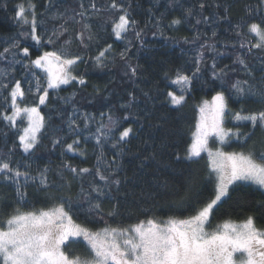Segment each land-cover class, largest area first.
<instances>
[{
	"label": "snow or ice",
	"instance_id": "1",
	"mask_svg": "<svg viewBox=\"0 0 264 264\" xmlns=\"http://www.w3.org/2000/svg\"><path fill=\"white\" fill-rule=\"evenodd\" d=\"M156 2L158 4L159 0ZM0 7L7 8V4ZM44 7H53L52 0H47ZM231 7L225 0H193L190 6H185L182 0H168L165 12L157 14L154 7L147 9L156 29L153 35H165L162 25L166 19L168 28L178 29L187 23L193 30L191 37L182 38L185 44L195 48L192 67L165 71L163 80H157L154 85L157 94L162 97L161 103L169 111L178 110L186 104L188 95L193 91L194 81L202 76L207 64L206 53L224 55L216 47L220 42L217 39L218 25L230 20ZM79 8L81 11L71 17L74 23L81 24L73 39L66 38L68 20L63 13L50 17L56 23L49 30L44 26L46 21L40 19L44 14L37 11L33 0H29L27 5L18 4L13 18L19 31L14 36H8L3 42L5 46L0 50V61L6 65L0 75L5 80L15 73L17 64L26 70L24 79L0 83V89L6 93L3 101L7 105L0 112V120L5 121L9 128H16L18 133V145L9 149L5 156H0V180L15 186L19 198L17 205L20 201L27 203L26 188L30 185L42 191L49 201L43 207H32L30 210L5 205L0 216V264H264V229L256 226L255 216L249 215L239 223L225 220L215 228L211 227L215 211L231 198L237 186L255 185L264 197V57L261 58V74L257 77L246 56L237 55L233 64L239 65L247 78L235 80L227 88L224 84L229 79V73L236 69L229 65L220 67L216 59L212 60L211 80L213 83L220 81L221 90L215 91L210 100L203 99L196 105L195 131L183 153L175 144L164 139L159 142L153 140L150 144L147 140L143 141L149 147L147 151L139 153L138 169L151 167L153 162L163 165L166 155L171 158V164L176 161L195 163L198 158H202V153L206 154L207 194L198 187V176L191 172L187 177L178 176L172 184L158 179V188L164 189L163 194L157 191L156 196L147 199H151L155 206L158 196L170 214L160 217L151 208H144L143 218H140L138 209H125L129 222L113 226L104 219L105 216L122 221L125 214L121 212L119 196L127 177L120 175L122 165L117 158L125 154L131 138L139 134V128L144 127L140 123L142 117L139 112L133 113L131 110L136 107L138 99L136 82L143 76L145 69L139 63H132L131 53L136 43L144 46L143 34L149 24L140 27V22L129 11L130 4L110 0L108 10L117 15L104 21L103 30L108 32L110 25V35L114 40L126 42L123 50L116 51L112 43L100 47L99 31H93L90 22H83L86 18L91 21L92 13H96V18H99L105 9L98 8L95 0H91L87 7L81 2ZM175 8L180 9V14L168 19L166 13ZM208 8L214 9V12L205 15ZM244 8L249 17L260 15L261 21L252 20L247 25L237 23L231 27V32L241 38L238 47L246 49L247 54H252L253 50L264 52V0H256L254 5L245 4ZM201 25L212 28L210 36L200 31ZM244 27L247 28V34L243 31ZM129 33L135 37V41L129 39ZM246 35L251 39H243ZM171 39L175 40L174 37ZM27 40L34 43L26 46L24 41ZM74 43L84 51L73 52ZM223 43L226 48L237 47L236 42ZM93 44L97 45L98 51L95 55H88ZM33 49L37 54L34 55ZM88 63L101 70L117 69L103 88L94 85L89 94L88 103L99 99L105 102L103 107L107 109L99 111V120L93 133L99 149L96 165L93 168L78 167L65 160L56 171L59 181L51 178L52 169L48 165L38 169L35 175L28 170L30 165H25L22 171L19 163L13 162L12 152L18 146L23 153L31 155L42 147L52 116L42 113L41 106L49 105L50 90L56 94L57 100L63 101L65 105H73L66 117L63 110L53 108L58 118L66 124L67 134L64 137L53 136L52 147L60 146L62 156L66 153L86 156V149L80 146L82 141L79 132L81 125L89 129L97 121V115L80 112L76 106V92L66 97L58 93L63 90V86L79 85L86 88L87 74L78 72L77 68ZM29 75L31 79H27ZM117 75L120 81L136 87L125 89L126 98L118 97L117 104H113L110 97L117 94L110 88L117 83ZM164 81L166 83L161 90L160 84ZM140 91L146 99H152L149 91ZM229 91L244 98L239 110L230 107L231 96L226 94ZM29 95L35 96L36 102L32 105L23 104ZM249 103L259 107L249 108L246 106ZM117 111L123 115L117 116ZM130 115L135 116L139 128L131 124L125 126L124 122L129 120ZM18 121H23L25 126L18 128ZM162 126V123L153 124L157 128ZM212 138L215 147L210 144ZM106 143L115 150L111 160L104 153L103 145ZM65 170L71 173L73 179L80 181L86 176L93 177L87 189L81 183L78 199L68 194L72 179L65 176ZM124 196L127 198V192ZM105 201H112L107 210ZM85 204L86 213L92 218L89 222H103V228L94 229L74 218V208H83ZM9 207L10 211L7 210ZM257 209L264 210V199L257 204ZM72 244H82L84 252H74Z\"/></svg>",
	"mask_w": 264,
	"mask_h": 264
},
{
	"label": "trees",
	"instance_id": "2",
	"mask_svg": "<svg viewBox=\"0 0 264 264\" xmlns=\"http://www.w3.org/2000/svg\"><path fill=\"white\" fill-rule=\"evenodd\" d=\"M29 0H0V5L7 4V8L0 7V50L4 45V40L8 36H14L19 31V26L16 20L13 18L15 15L16 6L18 4L24 3L27 5ZM37 5V11L43 13V17L40 19L46 21L45 27L49 30L53 27L55 21L51 20L50 17L63 13L64 18L68 20L67 27L69 29L66 38L75 37L78 30L81 28V24L74 23L71 17L75 15L76 12L81 11L79 4L83 2L87 7L91 0H52L53 7L45 8L44 5L47 0H33ZM120 2L126 5L130 4L131 8L129 11L133 14L134 18L140 22V27H144L145 23L149 24L148 29L145 30L143 34V39L145 44L143 47L136 43V46L132 49L131 57L132 63H139L145 69L143 76L137 80L138 88H136L138 99L135 102L136 107L131 111L133 113L139 112L142 117L140 123L144 124L143 128H139V123H137L134 115L129 116V120L125 121V126L131 124L134 128H139V134L131 138V143L128 148L125 149V154L117 158L118 162L122 165L120 169V175L126 176L122 190L119 196L121 203V212L125 213L122 221L120 219H113L105 216V220L116 226L117 223H128L127 213L125 209H138L137 215L143 218V209L151 208L153 212L160 216L166 217L170 214L163 200L156 197L155 206H153V201L147 199L149 196H156V192L159 191L161 195L164 192L162 187L158 188L157 180L160 182L167 180L169 184L176 181V178L180 175L187 177L189 173H194L198 176L200 183L198 187L201 191L206 192V174H207V157L202 154V158H198L197 162L192 163L188 161H176L174 163H169L170 157L167 155L164 157V164H157L153 162L151 167L145 169H138L137 165L139 163V153L141 151H147L149 145L144 144L143 141L155 140L159 142L164 139L168 143H173L178 147V150L183 153L187 144L190 143L192 132L197 119L196 105H198L201 100L209 99L215 94V91L221 90V82L211 80V63L213 59H216L220 67L229 65L235 68L234 72L229 73V79L224 84L227 88L235 80H243L246 77L244 70L237 64H233L237 55H245L250 68L254 71L257 77L260 76V65L261 58L264 57V52H259L258 50H253L252 54H247L246 49H240L238 47V42L241 38L236 37L231 32V27L237 23L242 25H247L252 20L256 22L261 21V16L256 14L249 17L246 14L244 5L245 4H255L256 0H225V2L230 3L231 13L229 21H222L218 25V37L220 41L216 44V47L220 52L224 53L221 56H215L214 53L207 52L205 59L207 64L204 68L202 76L194 81L193 91L188 95L186 104L178 109L171 110L165 107L161 103L162 97L157 94V90L154 87L157 80H163V73L176 68H191L192 58L195 56V48L191 44H185L183 42L184 36L191 37L193 35V30L189 24H184L179 26L178 29L168 28L167 19L162 25L165 35L161 36L159 34L153 35L156 31L152 21L149 18L147 9L149 7H154V11L158 13L165 12L168 7V0H159L157 4L156 0H120ZM185 6H190L193 0H182ZM209 2H214V0H209ZM98 8H103L105 11L99 14V18L96 13H92L93 19L89 21L87 18L83 22H90L93 26V31H99L100 47H103L106 43H112L113 48L116 51L123 50L126 42L115 41L110 35V25L108 26L109 31L105 32L103 30L104 21L108 17H114L117 15L114 11L108 10V4L110 0H95ZM214 9L208 8L205 11V15L212 14ZM180 14V9L175 8L166 13L168 19L173 16H178ZM77 20L80 17H76ZM63 23V21H59ZM213 27H216L215 25ZM200 31L207 32L210 36L212 28L206 25L199 26ZM243 31L247 34V28L244 27ZM172 37L175 40L171 39ZM129 39L135 41V37L129 33ZM243 39H251L250 36L246 35ZM224 41H229L230 43L236 42L237 47H225ZM25 45H32L34 42L31 40L24 41ZM58 46V45H57ZM51 47V46H49ZM73 52H83L76 43L72 47ZM98 51L96 44L92 45L91 50L87 53L88 55H95ZM34 55L37 54L35 49H33ZM6 67L3 61H0V72H3ZM15 73L10 75L7 80L0 75V83L11 82L15 79L25 78V69H23L21 64L15 65ZM78 72H86V78L88 79V85L86 88L79 85L63 86V90L59 91L58 95L61 97L70 96L73 92H76V106L79 108L80 112H90L97 115V121L93 122L89 129H84L81 125V131L79 132V138H81V147L86 149V156L74 155L72 153H66L61 155V147H52L51 138L53 136L64 137L67 134V126L63 120L59 119L55 108L57 111L63 110L65 117L71 112L73 105L69 103L65 105L63 101L57 100L55 98L56 94L50 90V101L47 107L41 106V111L46 116L51 115L52 119L49 122L46 135L42 140V147L38 148L33 154L28 155L23 153L22 149L18 146L14 148L12 152V160L14 163L18 162L21 170H25V165H30L28 169L33 175L36 174L38 169H42L45 165H48L52 172L50 176L52 179L59 181V177L56 175L58 167L63 161L68 160L74 166L78 167H88L93 168L96 165V154L99 150L95 139L93 138V133H95L97 122L99 120V111H106L107 109L103 107L104 101L99 99L95 100L93 103H88L90 95L93 91L94 85H99L101 88L104 87L105 83L113 75L117 69L109 71L108 69H97L92 66L91 63L79 65L77 68ZM27 79H31L29 75ZM117 83L113 84L110 90L116 91L115 97H110L113 104H117L118 97H125V89L135 88V85H131L125 81H120L117 75ZM207 81V83H205ZM164 83L160 84L161 90L164 88ZM25 88H27V83H25ZM140 90L149 91L152 99H146ZM227 95L231 96L230 107L233 110H239L243 104L244 98L235 96L232 92H226ZM6 93L0 89V112L4 110L7 105L4 104L3 97ZM36 102V97L29 95L23 101L25 105H32ZM249 108H257L259 105L249 103L246 105ZM117 116L123 115L122 112L117 111ZM152 121V123H149ZM154 123H162V127H153ZM23 121H18V128L24 127ZM229 127L231 124L228 125ZM17 129L9 128L5 121L0 120V156H5L8 154L9 149H13L14 145H18L17 140ZM259 136L260 133L258 132ZM86 138V139H85ZM69 142H71L69 140ZM235 147V144H234ZM95 149V150H94ZM104 153L107 159L111 160L115 154V150L111 148L110 144L103 145ZM231 150V149H228ZM164 165H169L164 167ZM65 176L68 179H72V188L68 193L78 199L77 194L80 191L81 183L85 189L88 188L89 182L93 179L92 176H86L83 181L73 179L71 173L65 170ZM23 182V180H21ZM27 192V203L20 201L17 205L16 201L19 199L15 192V186L0 180V216L3 215L5 210V205H11L12 207L19 206L22 210H30L32 207L40 208L48 204L49 201L46 200L45 194L40 191L37 187L30 185L26 188ZM127 192V198H125L124 193ZM195 194V193H194ZM264 199L261 196V192L257 189L255 185H240L235 188L232 192L231 198L227 199L215 211L214 216L211 220V226L223 222L225 220L241 221L249 215L256 217V226L258 228L264 229V210H258L257 204ZM112 201H105V210L111 207ZM87 205L85 204L83 208H74L76 213L75 219L81 223H87L89 227L94 229L103 228L105 225L103 222H89L92 218L86 213ZM11 210V207L7 209ZM179 214V213H177ZM135 218L133 217V220ZM71 249L74 252H84V247L82 244H72Z\"/></svg>",
	"mask_w": 264,
	"mask_h": 264
},
{
	"label": "rangeland",
	"instance_id": "3",
	"mask_svg": "<svg viewBox=\"0 0 264 264\" xmlns=\"http://www.w3.org/2000/svg\"><path fill=\"white\" fill-rule=\"evenodd\" d=\"M211 98H209V100H210ZM197 120V119H196ZM196 124V123H195ZM25 126V125H24ZM195 131V126H194V129H193V132ZM192 132V133H193ZM192 138V137H191ZM191 142V141H190ZM210 144H212V146H216L215 145V143H214V138H212V139H210ZM203 154V153H202ZM206 155V154H205ZM207 157V156H206ZM231 221H233V220H231ZM244 220H241V221H233V222H237V223H239V222H243ZM220 223H222V222H220ZM217 224H219V223H217ZM217 224H215V225H213V226H211L212 228H215L216 227V225Z\"/></svg>",
	"mask_w": 264,
	"mask_h": 264
}]
</instances>
